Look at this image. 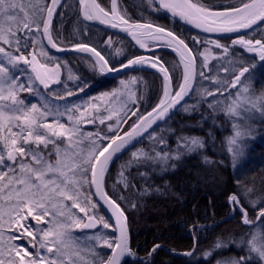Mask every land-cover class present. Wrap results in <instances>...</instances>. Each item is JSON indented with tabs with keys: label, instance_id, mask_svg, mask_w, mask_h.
<instances>
[{
	"label": "snow or ice",
	"instance_id": "6c2138e0",
	"mask_svg": "<svg viewBox=\"0 0 264 264\" xmlns=\"http://www.w3.org/2000/svg\"><path fill=\"white\" fill-rule=\"evenodd\" d=\"M147 3L154 12L165 11L231 42L192 36L193 48L183 35L151 20L132 21L126 9L118 10L117 0H110V8L97 0H77L84 21L120 29L139 48L152 52L131 56L116 67L97 46L83 40L70 43L54 27V19L62 18L64 8L70 7L66 0H0V264H127L126 257L135 264L128 208L138 210L139 199L153 191L163 194L143 184L137 188L135 176L147 180L149 172H141L142 166L161 173L175 169L170 161L205 147L201 137L179 135L176 148L170 150L166 133L173 129L158 131L153 125L158 121L167 125L176 112L183 111L199 112L197 124L202 127L204 121L215 119L216 112L224 111L233 121V134L226 143L235 168L245 154V140L255 131L251 125L255 113L264 122V91L257 95L252 87L257 76L264 77V0H235L219 9L202 0ZM232 33L235 38L226 35ZM105 44L113 46L111 37ZM160 46L171 49L178 60L169 63L156 55L152 49ZM51 49L88 54L89 67L100 74L138 70L137 66L156 69L162 79L158 102L150 110H140L144 97L137 96V85L143 80L136 76L120 80V87L111 92L69 102L68 97L84 92L90 84L76 77L67 61L50 54ZM237 49L254 55L245 59ZM114 52L122 54L119 48ZM210 60H215L211 66ZM62 68L67 70L66 79ZM221 72L226 75L221 77ZM77 80L69 87L68 81ZM203 104L207 109L202 110ZM88 125L97 130L86 131ZM100 125L107 130L101 132ZM145 139L149 150L131 151ZM128 151L130 159L114 171L119 154ZM203 163L215 162L204 156ZM125 193H131L132 199ZM252 194V188L244 187L228 198L234 214L247 226L246 233L239 240L217 238L214 245L216 250L235 247L245 254L216 264H264V194L255 199ZM250 210L255 212L254 220L249 218ZM92 229L98 230L84 231ZM160 247L156 244L148 256ZM212 254L205 251L203 257ZM141 264H151L150 259Z\"/></svg>",
	"mask_w": 264,
	"mask_h": 264
},
{
	"label": "trees",
	"instance_id": "16d2710c",
	"mask_svg": "<svg viewBox=\"0 0 264 264\" xmlns=\"http://www.w3.org/2000/svg\"><path fill=\"white\" fill-rule=\"evenodd\" d=\"M97 2L106 8L111 7L110 0H97ZM202 2L219 9L235 0H202ZM66 3L70 7H65L64 16L56 17L53 24L64 37L69 38L70 43L83 40L97 46L98 50H102V54L109 60L110 65L116 67H119L121 62L126 63V59L131 56L141 55L128 40L97 27L83 24L77 0H66ZM117 7L121 12L126 9L132 21L143 23L145 20H151L155 25L164 26L183 35L190 47H196L191 40L192 36L205 38L180 26L164 13L152 11L147 0H117ZM109 37L113 41L111 48L105 44ZM221 42L229 43L228 39H221ZM120 44H122L121 48L118 47ZM123 47H126V50H123ZM115 48L121 49L122 54L117 55L114 52ZM237 51L245 59L253 56L250 53H244L242 49H237ZM156 55L169 63L177 60L168 52H160ZM61 60L67 61L75 75L89 79V88L94 96H99L102 92H111L120 87V80H128L136 76L143 80V84L137 85V96L144 97L140 102V110L144 111L145 108L150 110L151 106L158 102L162 79L154 73L133 72L110 79L98 71H93L89 67L91 61L87 56H67ZM214 63L215 60H210V66ZM203 83L211 90L212 86L209 81L205 80ZM188 102L194 103L195 101L190 99ZM201 108L202 110L207 109V105L203 104ZM214 115V120L204 121L201 127L197 124L200 120L199 112L189 115L178 111L167 125L164 124L157 128L158 131L160 128L167 127L173 129L172 132L166 133L170 150L176 148L179 135L198 136L205 141L204 148L183 155L179 161H170V164H176L175 169L169 168L168 171L161 173L151 172L147 166H142L141 172H149L146 181L135 176L136 169H132L137 188L143 184L145 187L150 186L153 190L159 188L163 193L153 191L152 195L139 199L142 206L138 210L128 208L131 247L137 257L135 264H141V261L149 259L151 264H208L209 261L211 264H216L217 260L239 258L245 254L235 247L216 250L214 245L217 238L239 240L247 231V226L241 223V217L234 214L229 204V196L244 187L253 189V199L264 194V122L260 118L251 122L255 131L250 141L246 143L244 157L233 168L231 157L225 146V141L232 131L230 120L226 114L215 113ZM111 122L106 121V124ZM94 129L97 130L95 126ZM99 130L104 132L107 129L104 125H100ZM209 133L212 135L209 136ZM137 148L149 150V141L145 139L142 144H137L131 151ZM204 156L215 163L213 165L204 164ZM130 157V151L123 154L121 159L113 165V170L118 169L119 165L128 161ZM221 161L223 163H220ZM111 183L109 181V191H111ZM125 195H128L130 200L132 199L131 193H125ZM122 206L128 207L127 205ZM249 218L255 219L253 210L249 211ZM78 233L81 234V231ZM156 244L161 247L149 257L148 253ZM205 251H212V256L204 258ZM188 252H193V255H185ZM126 262L132 264L129 259Z\"/></svg>",
	"mask_w": 264,
	"mask_h": 264
},
{
	"label": "water",
	"instance_id": "95a60500",
	"mask_svg": "<svg viewBox=\"0 0 264 264\" xmlns=\"http://www.w3.org/2000/svg\"><path fill=\"white\" fill-rule=\"evenodd\" d=\"M161 12L164 13L165 15H167L168 17H170L173 21H175V22H176L177 24H179L180 26H182V27H184V28L190 30L191 32H193V33H195V34H197V35H199V36L207 37V38H214V39H216V38L227 39V38L225 37V35H222V34H216V33H203L201 30L196 29L195 27L186 24L184 21L179 20V18H173V17L171 16L170 13H167V12H165V11H161ZM80 18H81L82 22L85 23L86 25H90V26L97 27V28H99V29H101V30H103V31H106V32L110 33V34H113V35H116V36H119V37H122V38L128 40V41H129V42H130V43L136 48V50H137L141 55L149 56V55L152 54L151 51L146 50V49H141V48H139L138 45H135V42L131 39V37H130L127 33L121 31L120 29H112V28H110V27H108V26H106V25H101V24H99V22H96V21H92V22L84 21L82 15H81V13H80ZM54 20H55V19H54ZM242 31H243V30H242ZM226 35H227V36H230V37H232V38H235L237 34H236V33H232V34H226ZM152 51H154L155 54L160 53V52H168V53H171V54L174 55V57L178 60V57L176 56V54H175L174 52L171 51V49H168V48H165V47L160 46V47H156V48L152 49ZM50 53H51L52 55H55V56H58V57L71 56V55H84V56H87V57H88V54L76 53V52L71 51V50H69V51H65V52H56L55 49H51V50H50ZM137 68H138V70H133V69L130 68V69H124V70H122V71H120V72H118V73H115V72H114V73H107V74H103V75H104L105 77H107V78L115 79V78H118V77H120V76H122V75H125V74H128V73H133V72H151V73H154V74H156L157 76H159V77L161 78L160 74L157 72L156 69H152V68H150V67H148V66H143L142 68H141L140 66H137ZM185 100H186V101H189L190 98H189V97H186ZM181 103L183 104L184 102L182 101ZM179 107H180V106L178 105L177 108L179 109ZM162 125H164V123L161 122V121H158L156 125H153V128H154V129H157V128H159V127L162 126ZM91 126H92V125H88V126H85V128H89V127H91ZM149 131L151 132L152 129H149ZM146 136H147V133L145 134V137H146ZM136 145H137V144H136ZM136 145H135V146H136ZM130 147H131V146H130ZM132 148H133V147H132ZM132 148H131V149H132ZM123 154H124V153L119 154V155L122 156ZM98 227H99V226H98ZM97 230H98V229L84 230V231L87 232V233H93V232H95V231H97ZM80 231H81V230H80ZM127 259H129V258L126 257V258H125V261H126Z\"/></svg>",
	"mask_w": 264,
	"mask_h": 264
},
{
	"label": "flooded vegetation",
	"instance_id": "af4514ba",
	"mask_svg": "<svg viewBox=\"0 0 264 264\" xmlns=\"http://www.w3.org/2000/svg\"><path fill=\"white\" fill-rule=\"evenodd\" d=\"M228 42L230 43L231 41L228 39ZM132 45V44H131ZM121 46H122V44H120V46H118L119 48H121ZM133 46V45H132ZM134 47V46H133ZM135 48V47H134ZM123 50H126V47H123ZM128 52H126V54H127ZM252 55H254V54H252ZM68 66H69V64H68ZM61 74H62V79H66V77H67V70L66 69H61ZM74 74V73H73ZM75 75V74H74ZM76 77H79L78 75H75ZM80 78V77H79ZM83 79V78H82ZM83 80H86V81H88V83H89V79L88 78H86V79H83ZM74 83H79V80H77V81H68V85H69V87H73V85H74ZM234 90V89H233ZM22 95V97H26L27 98V100H30L31 102H36V98L35 97H31V96H29V94L28 93H22L21 94ZM225 95H227V94H225ZM90 97H96V96H94L92 93H91V91H90V88L88 87V88H86L85 89V91L84 92H81V93H78L77 95H74V96H72V97H68L67 99H68V101L69 102H73V103H80L81 101H83V100H88ZM59 103H61V104H63L64 103V101H59ZM85 130L86 131H95V129H94V126L92 125L91 127H89V128H85ZM111 230H109V232H110ZM79 231L77 230V232L75 233L77 236H79V235H81V234H79L78 233ZM89 234H91V233H89ZM107 251H110V250H107Z\"/></svg>",
	"mask_w": 264,
	"mask_h": 264
},
{
	"label": "rangeland",
	"instance_id": "374dc122",
	"mask_svg": "<svg viewBox=\"0 0 264 264\" xmlns=\"http://www.w3.org/2000/svg\"><path fill=\"white\" fill-rule=\"evenodd\" d=\"M224 75H226L225 73H223V75L221 76V77H223ZM261 80V81H260ZM252 87L255 89V92H256V94L258 95L261 91H264V77H260V76H257L256 77V79H254L253 81H252ZM233 91V93L235 92V89L234 90H232ZM207 99H212L211 97H208ZM101 103H103V102H101ZM216 113H218V114H225V112L224 111H218V112H216ZM227 116V115H226ZM255 116H256V119L257 118H259V113H255ZM228 117V116H227ZM229 118V117H228ZM229 120H230V123H231V133H230V135H229V137L233 134V129H232V123H233V121H232V119H230L229 118ZM254 121V120H253ZM242 122V121H241ZM226 141H227V139H226ZM226 141H225V146H226V150H227V143H226ZM250 141V137L249 138H247L246 140H245V144L247 143V142H249ZM228 153V152H227ZM229 154V153H228ZM230 155V154H229ZM230 157H231V155H230ZM244 157V156H243ZM242 159V158H241ZM82 215V214H81ZM78 231H79V229H77ZM77 230H75V231H77ZM225 260H227V259H225Z\"/></svg>",
	"mask_w": 264,
	"mask_h": 264
},
{
	"label": "bare ground",
	"instance_id": "6f19581e",
	"mask_svg": "<svg viewBox=\"0 0 264 264\" xmlns=\"http://www.w3.org/2000/svg\"><path fill=\"white\" fill-rule=\"evenodd\" d=\"M81 19V18H80ZM82 21V20H81ZM83 23V22H82ZM83 24H85V23H83ZM86 25V24H85ZM87 26H90V25H87ZM92 27H94V26H92ZM205 38H207V37H205ZM211 39H214V38H211ZM136 49V48H135ZM51 54V53H50ZM71 56H76V55H71ZM84 56V55H83ZM58 57V56H57ZM65 57H67V56H64V57H60V58H65ZM89 58V57H88ZM221 75H223V72H221L220 73ZM261 81V80H260Z\"/></svg>",
	"mask_w": 264,
	"mask_h": 264
}]
</instances>
